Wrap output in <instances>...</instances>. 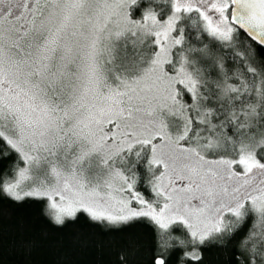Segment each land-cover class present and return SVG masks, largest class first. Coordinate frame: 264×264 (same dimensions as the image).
Segmentation results:
<instances>
[{"label": "snow or ice", "instance_id": "snow-or-ice-1", "mask_svg": "<svg viewBox=\"0 0 264 264\" xmlns=\"http://www.w3.org/2000/svg\"><path fill=\"white\" fill-rule=\"evenodd\" d=\"M0 264H264V0H0Z\"/></svg>", "mask_w": 264, "mask_h": 264}]
</instances>
